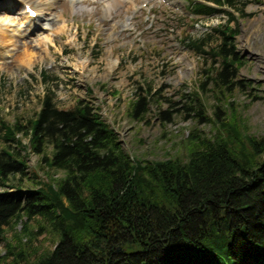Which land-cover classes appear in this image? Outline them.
<instances>
[{
  "label": "trees",
  "instance_id": "trees-1",
  "mask_svg": "<svg viewBox=\"0 0 264 264\" xmlns=\"http://www.w3.org/2000/svg\"><path fill=\"white\" fill-rule=\"evenodd\" d=\"M206 1L242 17L251 15L245 11L250 3L262 2ZM196 11L229 15L213 32L191 39L197 52L214 59L207 81L225 96L233 85H244L238 76L246 63L235 45L240 30L231 25L236 18L205 5ZM151 98L131 102L129 115L143 121ZM189 98L182 108L196 112L199 123L214 121L215 134L196 126L183 139V156L157 161L131 156L85 99L63 109L49 91L26 124L0 117L4 139L24 152L0 150V189H12L0 191V240L23 218H40L39 233L47 226L58 236L55 248L37 259L11 246L0 264H264V136L250 134L226 104L210 120L199 94ZM171 111L161 114L169 120ZM30 152L41 156L42 167L64 175L38 177L28 166ZM26 178L33 187L25 186ZM27 221L24 231L32 234Z\"/></svg>",
  "mask_w": 264,
  "mask_h": 264
},
{
  "label": "rangeland",
  "instance_id": "rangeland-1",
  "mask_svg": "<svg viewBox=\"0 0 264 264\" xmlns=\"http://www.w3.org/2000/svg\"><path fill=\"white\" fill-rule=\"evenodd\" d=\"M12 1L18 6L7 11L5 4L13 6ZM36 1L38 4H31L43 10V24L49 23L37 34L53 37L51 53L45 52L35 33L16 37V44H22L21 50L11 45L13 58L9 60H21L25 49H34L36 57L31 67L14 62L0 68V117L6 122L21 120L26 124L40 110L45 92L52 91L59 108L69 109L79 99L92 103L116 130L131 156L140 160H166L184 155L183 139L194 127L199 126L208 135L216 132L214 121L199 123L196 112L182 108L184 101L197 92L210 120L217 106L222 108L226 104V109L239 113L250 134L264 136V0L250 3L245 9L251 13L247 17L230 10L236 18L231 25L238 24L240 30L236 51L246 64L238 76L244 85H233L225 96L220 95L211 80L207 81L214 59L191 48L190 39L213 32L212 28L228 21L229 15L193 17L190 0ZM65 1L75 3L69 8ZM21 5L17 0L0 2V22L10 23L12 27L22 22L17 14ZM26 41L33 46L23 44ZM44 72L49 75L47 80ZM203 82H208L205 90L201 88ZM145 95L152 96L153 102L141 121L129 115L128 107ZM175 101L179 103L172 104ZM175 108L179 111H171ZM162 111L172 112L169 120ZM16 137L25 145L29 143L22 134ZM4 147L24 154L16 143L6 141L0 131V150ZM27 156L28 166L41 179L64 175L42 167L40 155L30 152ZM24 183L34 186L29 178ZM4 189L12 190L4 187L0 191ZM26 221L23 218L6 228V240H0L1 256L11 246H17V250L23 249L34 260L55 248L58 236L50 227L39 233L44 224L40 218L32 219L27 221L32 232L28 234L24 231Z\"/></svg>",
  "mask_w": 264,
  "mask_h": 264
},
{
  "label": "bare ground",
  "instance_id": "bare-ground-1",
  "mask_svg": "<svg viewBox=\"0 0 264 264\" xmlns=\"http://www.w3.org/2000/svg\"><path fill=\"white\" fill-rule=\"evenodd\" d=\"M20 2H23L24 4H29L31 5L29 2H33V3H37L36 0H18ZM49 3H51L52 0H47ZM64 1V0H63ZM65 3H67L66 5L69 6V8L71 6H73V3H68L67 1H65ZM51 5V4H50ZM17 7V4H13V6H11V4H9L8 9L11 11L13 10V8ZM25 8V7H24ZM23 9H19L20 12L18 13L19 16L22 17V22H18L15 27H12V25L10 23L7 22H0V68L4 67V66H9L11 63L14 62H19L22 65H26V66H32L33 65V61L36 57V51L34 49L29 50V49H25L26 53H24V55L21 57V60L17 61V60H9V58L11 57L10 55V50L11 45L13 46H18L19 50H21V45H17L16 42H18V40L16 39L17 35H20V37H24L26 35L27 32H31L34 30H38L37 27V22H35V19H38L39 22L40 21V15L43 12V10L39 7L38 9H36L38 16L37 18H31L27 13L25 14L23 11ZM61 16V14H60ZM42 23V22H41ZM63 28H67V25H64ZM38 40L43 42V45L45 46V52L47 54H50V44L53 43V37H40L37 38ZM25 45H32V42L26 41L25 43H23ZM53 45V44H52ZM35 47H37L35 45ZM34 47V48H35ZM22 52H24L22 50ZM41 58H43L44 56H40Z\"/></svg>",
  "mask_w": 264,
  "mask_h": 264
}]
</instances>
